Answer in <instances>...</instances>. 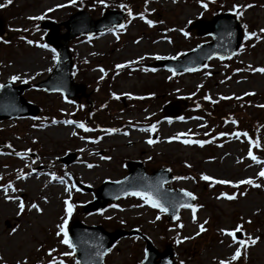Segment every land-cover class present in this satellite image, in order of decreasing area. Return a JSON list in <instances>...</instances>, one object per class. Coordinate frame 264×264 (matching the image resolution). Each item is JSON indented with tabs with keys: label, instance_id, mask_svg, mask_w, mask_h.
I'll use <instances>...</instances> for the list:
<instances>
[{
	"label": "rangeland",
	"instance_id": "rangeland-1",
	"mask_svg": "<svg viewBox=\"0 0 264 264\" xmlns=\"http://www.w3.org/2000/svg\"><path fill=\"white\" fill-rule=\"evenodd\" d=\"M203 2L208 4L206 9L198 0H104L103 5L98 0L75 4L68 0H12L11 4L0 0L6 5L0 8V18L7 32L0 38V85H33L50 75L57 54L40 46L45 45L46 32L40 28L44 20L66 22L75 9L87 11L94 20L104 10L128 12L123 28L70 43L74 80L86 86L91 108L84 97L65 98L32 88L23 91V96L41 108L38 116L0 121V264H49L52 259L57 264H77L74 251L61 243L62 234H56L66 217V199L74 205L67 228L78 220L108 231L137 230L160 251L171 246L177 264H219L220 260L264 264V177L259 175L264 170V73L253 71L264 68V33L259 31L264 29V0ZM234 5H252L236 11L242 13L244 32H256L259 39L244 36L243 47L230 62L215 59L201 71L179 76L164 68L147 67L155 61L180 59L211 41L210 36H195L189 26L201 18L212 19L218 11L235 13ZM41 15L42 20L29 19ZM12 76L20 79L13 81ZM245 99L249 101L242 103ZM177 101L187 102L178 118L163 119L164 107ZM66 120L83 123L90 130L83 132ZM152 125L155 132L150 130ZM246 131L260 147L235 135ZM150 138L154 143H147ZM185 139L205 143L185 144ZM250 147L259 163L247 155ZM68 155L76 157L67 165L63 159ZM131 161L143 163L148 173L171 170L175 178L169 185L193 194L195 213L182 209L178 219L169 222L164 212L136 195L109 203L102 212H84L104 182L128 176L126 165ZM202 175L213 179L205 181ZM249 178L261 186L237 184ZM219 180L232 183L220 184ZM9 183L16 191L10 188L7 195L19 200L5 199L3 189ZM228 195L236 198L229 200ZM19 201L25 210L17 215ZM33 203L42 211L31 209ZM178 203L186 200L181 198ZM237 226L242 228V239L259 237L257 243L245 248L221 232L234 231ZM236 247H241V256L231 261ZM68 251H73L71 257L63 255ZM144 258V240L128 237L113 246L105 264H140Z\"/></svg>",
	"mask_w": 264,
	"mask_h": 264
},
{
	"label": "water",
	"instance_id": "water-1",
	"mask_svg": "<svg viewBox=\"0 0 264 264\" xmlns=\"http://www.w3.org/2000/svg\"><path fill=\"white\" fill-rule=\"evenodd\" d=\"M126 15L124 11L107 10L104 11L101 19L93 20L86 11H80L66 22H43L41 28L47 31L45 42L57 50L58 60L49 78L36 84V88L46 92H60L67 98L82 96L89 98L85 86L74 82V63L69 43L79 36L101 34L108 29L118 27L124 24ZM62 27L67 30L63 34H61ZM189 30L200 37L211 36L212 41L201 44L181 59L158 61L150 67L167 68L174 74L199 71L213 59L226 60L233 57L239 50L244 36L243 26L232 12L219 13L211 20L199 19L191 24ZM4 34L5 25L0 18V36ZM29 88V85L14 87L12 83L0 88V120L38 115L39 109L22 97V91ZM90 104L92 105L91 102ZM186 106L187 103L184 101L167 105L164 108V118L176 119ZM75 157L69 155L63 159V162L70 164ZM127 168L129 175L125 179L119 182L107 181L98 188L94 202L85 206V212H101L109 202L132 195L136 191L150 192L168 209L165 213L170 221H175L180 210L186 208L182 207L183 204L194 203V199L186 196L185 191L174 190L167 185L173 180L169 170L159 169L148 174L144 165L139 162H130ZM181 198L185 199L186 203H178ZM68 233L75 245V257L79 264H105V256L112 246L119 240L134 235L141 236L146 242L145 259L141 264H176L172 248L159 252L147 237L136 230L109 232L101 226H86L79 221H73ZM98 252H103V255L98 256Z\"/></svg>",
	"mask_w": 264,
	"mask_h": 264
},
{
	"label": "snow or ice",
	"instance_id": "snow-or-ice-1",
	"mask_svg": "<svg viewBox=\"0 0 264 264\" xmlns=\"http://www.w3.org/2000/svg\"><path fill=\"white\" fill-rule=\"evenodd\" d=\"M68 2L70 4H75L77 2V0H68ZM98 2L103 5L104 4V0H98ZM147 2V0H146ZM175 2V0H174ZM199 3H201L202 7L203 8H207L208 7V4L207 3H204L203 0H198ZM7 3L8 4H11L12 3V0H7ZM6 5L5 4H0V8H3L5 7ZM64 5H57L56 7H63ZM124 7V6H122ZM240 7H252V5H244V6H239V5H234L233 6V11H235V14L236 16L239 18V16L242 14L240 11H236L237 8H240ZM53 9H48V11H52ZM129 15L131 16L132 13L131 11H129ZM141 15V18L143 19V14H140ZM44 15H41V16H37V17H29V19H35V20H42L44 19ZM148 23L149 26H152L153 25V21L152 20H147L146 21ZM120 28H123L124 25H120L119 26ZM261 33H264V29H260L259 30ZM185 36L188 35L187 32L184 33ZM245 36V39H249L250 37H257V33L256 32H245L244 34ZM23 38V37H21ZM259 39V37H257ZM6 42V41H5ZM27 43L29 44H32L33 41L29 40L27 41ZM41 47H48L47 45H40ZM243 47V46H241ZM53 51H55V49H53ZM159 58V57H158ZM55 59V57H54ZM117 68H122L124 67V65H116ZM189 71H191V69H188ZM49 71H51V69H49ZM101 71H103V69H101ZM253 71H259L261 73H264V68H259V69H253ZM11 79L13 81L15 80H18L20 79L19 76H12ZM26 82V81H25ZM0 87H3V85H0ZM250 93H245V95H249ZM225 99H228V97H224ZM204 99H210L209 96H205ZM199 106V105H197ZM183 119V118H181ZM53 123H56V121L54 120ZM64 123L66 124H77V126L79 128H82L84 129L85 131H89L90 129H88L83 123H77L76 121L74 120H66L64 121ZM233 123H236L235 121H233ZM150 130L152 132H155L156 131V126L155 125H152ZM110 132H115L117 131V129H110L109 130ZM73 135H76L75 132L72 133ZM183 135V134H181ZM220 135H224L223 133H221ZM236 137L238 138L239 136L241 135H244V136H247V133H236L235 134ZM83 138V137H82ZM179 137H172L170 139H178ZM147 143L149 144H152L154 143V141L150 138L148 139ZM183 143L185 144H190V143H196V144H200V145H203V143H205V141H192V140H188V139H185L183 141ZM249 144L250 145H253L255 147H260V144L258 141H254V140H251L249 139ZM16 155H20V153H16ZM247 155L253 160V161H256L257 163H259L256 155L253 154V151H252V148L250 147L249 150H248V153ZM102 159H109V157H102ZM89 168L93 167V165L89 164L88 165ZM259 175L261 177H264V170H261L259 172ZM176 179H182V177H176ZM201 179L205 180V181H209V180H212L213 178L208 176V175H202L201 176ZM61 182L63 183V180H61ZM217 183H220V184H229V183H232L231 181H227V180H219V181H216ZM237 184H249V185H253L255 187H260L261 185L259 184H254L253 180L251 178L249 179H246V180H241L239 182H237ZM0 187H3V186H0ZM12 189V191H16L15 188L12 187V184L9 183L6 187H4V192H5V199L6 200H19L18 197H13V196H9L7 195V192H8V189ZM67 190V189H66ZM241 195H244L246 193H240ZM132 195H136V196H140L142 197L146 203H149L153 208H158L161 212H167L168 209L159 201L157 200L150 192H141V191H136V192H133ZM185 195L186 196H189V197H192L193 199H195V197L193 196V194L191 192H185ZM221 195H226V194H221ZM227 199L231 200V199H235V195H228L226 196ZM64 204H65V213H66V217L63 218L62 220V223L59 224L57 227L59 229V231L56 233L57 236H60L62 234V240H61V243H63L64 245H66L69 249H72L73 251L75 250V245L74 243L72 242V240L69 238V233L67 231V224H68V219L67 217H70L72 215V212L74 210V205L72 203L69 202L68 199H66L64 201ZM18 211H17V215H20L24 212L25 210V204L23 201H19L18 203ZM182 207H186V208H191L193 213H195V210H196V206L193 205V204H183ZM30 208L31 209H35L37 212H41L42 209L39 208V206L35 203L31 204L30 205ZM195 219V217H193ZM157 219H159V217H157ZM250 223V221H249ZM182 226V225H181ZM199 230L200 232H203L205 231V228L204 226L201 224L199 226ZM16 231V228H13L12 229V232H15ZM239 231H242V228L241 226H237V228L234 230V231H229V230H225V229H221V232L222 233H225L226 235H228L229 237L232 238V242L233 244H239L240 246L242 247H247L248 245H255L257 243V241L259 240V237H251V236H248L247 239H239L237 240V236H236V233L239 232ZM199 233H197L198 235ZM190 237H185V239H189ZM177 243H179V241H177ZM54 251V250H53ZM73 251H68V252H65L63 253L64 256H67V257H71L73 255ZM110 251V250H109ZM50 254V253H49ZM98 256H102L103 255V252H98L97 253ZM241 256V247H236L235 249V252L234 254L231 256V261H236L239 257ZM19 264V262H18ZM49 264H57V261L55 259H52L50 260ZM60 264H63V262H60ZM77 264H79V261H77ZM181 264H183V262H181ZM219 264H230L229 261L227 260H220L219 261Z\"/></svg>",
	"mask_w": 264,
	"mask_h": 264
},
{
	"label": "bare ground",
	"instance_id": "bare-ground-1",
	"mask_svg": "<svg viewBox=\"0 0 264 264\" xmlns=\"http://www.w3.org/2000/svg\"><path fill=\"white\" fill-rule=\"evenodd\" d=\"M163 48H165V46H163ZM166 49V48H165ZM166 51L169 53V54H172L173 53V51L171 50V51H169V50H167L166 49ZM62 131H65V130H62ZM62 131H60L61 133H63ZM117 140H120V138H117ZM40 171V170H39ZM36 175H42L43 174V172H36L35 173ZM37 183V182H36ZM35 184V183H34ZM59 192V191H58ZM58 192H56L57 194H59ZM60 195V194H59Z\"/></svg>",
	"mask_w": 264,
	"mask_h": 264
},
{
	"label": "trees",
	"instance_id": "trees-1",
	"mask_svg": "<svg viewBox=\"0 0 264 264\" xmlns=\"http://www.w3.org/2000/svg\"><path fill=\"white\" fill-rule=\"evenodd\" d=\"M239 101V103L241 102V100H238ZM249 101V99H245V100H243L242 101V103H246V102H248ZM244 106H245V104H244ZM263 112H264V110H262ZM259 121V120H258ZM2 143H0V145H1Z\"/></svg>",
	"mask_w": 264,
	"mask_h": 264
}]
</instances>
